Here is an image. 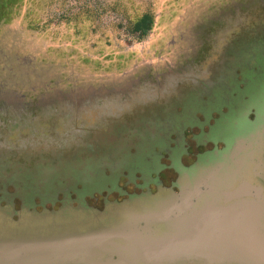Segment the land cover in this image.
<instances>
[{"label":"rangeland","instance_id":"obj_1","mask_svg":"<svg viewBox=\"0 0 264 264\" xmlns=\"http://www.w3.org/2000/svg\"><path fill=\"white\" fill-rule=\"evenodd\" d=\"M144 12L153 20L138 36L130 25ZM263 45L264 0H0V101L17 100L13 114L22 115L20 127L0 117V142L33 134L22 145L11 139L0 147L37 149L47 159L53 151L99 152L116 127L159 130L150 115L158 111L178 118L174 131L186 128L196 119L186 116L191 104L202 112L200 124L184 128L182 141L195 152L215 116L206 113L212 104L198 102L213 99L212 90L230 78L241 86L249 75L239 74L241 57L249 54L255 71ZM5 153L6 162L20 154ZM85 202L102 206L100 199Z\"/></svg>","mask_w":264,"mask_h":264},{"label":"water","instance_id":"obj_2","mask_svg":"<svg viewBox=\"0 0 264 264\" xmlns=\"http://www.w3.org/2000/svg\"><path fill=\"white\" fill-rule=\"evenodd\" d=\"M263 153L264 122L213 151L177 190L104 198L101 208L68 198L39 209L0 204V264H264V251L245 258L212 250L223 217L235 218L246 204H259L256 231L264 236ZM143 243L145 257L134 251Z\"/></svg>","mask_w":264,"mask_h":264},{"label":"flooded vegetation","instance_id":"obj_3","mask_svg":"<svg viewBox=\"0 0 264 264\" xmlns=\"http://www.w3.org/2000/svg\"><path fill=\"white\" fill-rule=\"evenodd\" d=\"M255 53L257 54V51ZM261 53L254 58L255 71L252 62L248 64L251 58L249 54L241 57L239 74L242 78L249 74L242 80L241 86L230 78L224 87L212 90L213 99L208 97L206 102H198V107L212 104L207 107L206 113L213 110L215 116H209L212 123H205L208 131L204 133L200 130L202 140L196 141L195 152L182 141L186 128L190 129L194 123L200 124L197 116L201 111L197 108L192 111L194 105L191 104L189 106L192 110H187L186 113L189 114L186 116L191 120L196 119L188 123L186 128L174 131L178 118L167 117L168 110L158 111L150 115L158 123L159 130L146 126L144 130L140 128L117 132L116 127L109 134L114 137L112 140H108L106 136V139L100 142L102 150L99 152L89 153L82 149L73 156L60 157L53 151L51 158L47 159L42 157L43 154L39 155L37 149L23 150L20 146L15 149L0 147V204H11L13 208L15 204H18L17 207L25 204L37 209L46 204L48 207H56L65 198L72 202L85 199H100V202H103L111 193L115 194L114 200H120L141 194L146 189L156 192L163 191L164 187L177 190L178 179L184 175L189 176L199 164L211 160L213 151H224L237 135H244L255 124L264 122V50ZM222 95L226 98H222ZM6 100L0 101V117L2 121L5 118V126H8V121L11 120L12 125L18 127L21 122L17 118L20 115L13 112L19 111V102L13 99L5 102ZM35 104L39 105L38 102ZM161 120L163 121L160 122ZM150 121L149 118L148 122ZM32 135H25L21 139L31 140ZM170 135H173V138ZM11 139H19L21 145L24 142L16 136L7 137L5 141ZM5 141L0 143H6ZM129 142L133 144L130 146ZM167 142L173 144L169 145ZM206 142L210 143V147L199 149V146H204ZM177 144H182L180 151ZM8 150L11 153L20 152L18 159L6 162L8 153L5 152ZM82 152L84 154H81ZM186 156H192L193 159L184 165L181 158ZM259 182L262 185L264 178ZM128 187L131 189L127 191ZM252 221L258 222V218ZM252 244L242 251L245 257L264 251V236L259 234Z\"/></svg>","mask_w":264,"mask_h":264},{"label":"bare ground","instance_id":"obj_4","mask_svg":"<svg viewBox=\"0 0 264 264\" xmlns=\"http://www.w3.org/2000/svg\"><path fill=\"white\" fill-rule=\"evenodd\" d=\"M258 206L259 204L257 202L246 204L243 206V211L235 218H230L228 216L223 217V222L221 224L222 227L219 230L223 232L222 235H219L218 229L214 230L215 233L212 240V250L214 255L225 256L226 254H229L230 251H233L235 254L245 257L242 251L253 245L252 243L259 235L256 231L258 222L252 221V219L257 218L258 211L260 210ZM219 217V215L213 217L215 224L219 222ZM227 224L233 226L231 231H226ZM136 246H134L135 253L145 257L148 253L146 244L143 243L139 247Z\"/></svg>","mask_w":264,"mask_h":264},{"label":"trees","instance_id":"obj_5","mask_svg":"<svg viewBox=\"0 0 264 264\" xmlns=\"http://www.w3.org/2000/svg\"><path fill=\"white\" fill-rule=\"evenodd\" d=\"M152 16L148 12L140 14L130 25V30L138 36L145 35L151 27Z\"/></svg>","mask_w":264,"mask_h":264}]
</instances>
